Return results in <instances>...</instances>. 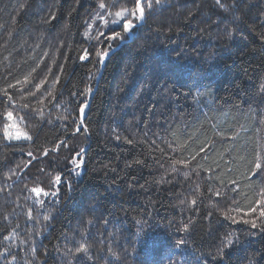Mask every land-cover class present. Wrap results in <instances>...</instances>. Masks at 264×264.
I'll use <instances>...</instances> for the list:
<instances>
[{"label": "trees", "instance_id": "trees-1", "mask_svg": "<svg viewBox=\"0 0 264 264\" xmlns=\"http://www.w3.org/2000/svg\"><path fill=\"white\" fill-rule=\"evenodd\" d=\"M100 2L0 0V264H264V0Z\"/></svg>", "mask_w": 264, "mask_h": 264}, {"label": "snow or ice", "instance_id": "snow-or-ice-1", "mask_svg": "<svg viewBox=\"0 0 264 264\" xmlns=\"http://www.w3.org/2000/svg\"><path fill=\"white\" fill-rule=\"evenodd\" d=\"M133 4L132 7H127L121 4L117 10L115 11H110L107 9L110 8H116V3L112 4H106L104 2L99 3V9L100 10H106L104 14H98V18L102 21H104L105 25L109 23L107 17H112L111 24L118 26L120 28L119 31L109 29V34L106 36V39L109 41L117 40L119 39L121 43H124L125 40L129 37L134 35L135 29L138 27L139 23H142L145 20V2L144 0H129ZM157 5H160L162 0H155ZM217 4L220 3V0H216ZM147 7L150 9L152 7L151 2L147 4ZM122 33L124 35H122ZM100 36H105L104 32L100 33ZM109 49H111V45H109ZM96 55L99 57V63L103 64L105 59L107 58L108 55H110V51H97ZM81 61H84L88 58V53L85 51L83 55L80 57ZM35 71V69H33ZM25 83H28V77H25ZM55 82H59V77L55 78ZM21 83L19 80L17 81V84ZM43 83H39L35 85L36 92H40L41 88L43 87ZM16 88L15 84L9 83L7 88H0V94H2L3 97L7 98V103L8 104H14V98L13 96L9 93L8 89H14ZM36 92L31 91L30 89L28 90V95L29 96H35ZM43 95V93H41ZM49 96H51V93H48ZM3 101H0L2 103ZM40 103H43V100L40 101ZM24 109H29L30 105L25 103L21 105ZM86 105H83L80 107V113H81V123H83V114L85 111ZM33 111H36V109H33ZM3 119L5 120V123L3 124L2 127V133H3V138L8 141H20V140H31L32 137L29 135V133L25 130H23L18 123L19 120H23L25 117L20 116L17 118V116L14 114L13 110L6 109L2 114ZM81 129L77 127V132H79ZM84 131H87L85 128ZM204 149L201 148V151ZM47 153H45L46 155ZM31 155V153H29ZM76 155H79V153H76ZM192 159H195V156L192 157ZM177 163H184V161H178ZM76 167L79 169L81 167L80 163H76ZM253 167L256 170L264 171V163H261L259 160V157L253 162ZM254 175L256 173H253ZM57 181L61 180L60 176L56 177ZM235 183V182H233ZM32 191L37 195L40 196L41 193L43 192V189L41 188H33ZM45 196L48 195V193H44ZM214 195L220 196L221 193L219 191H215ZM195 203V200L192 201ZM257 207L260 209V216L264 217V200H257L255 201V206L251 207L249 209V213H254L257 210ZM229 219H232L233 222L235 221L234 217H228ZM47 219V217H45ZM244 223H251L252 227L255 228L257 227L256 220H243ZM184 241H177V245H182ZM75 252L77 254L79 253H87L88 252V245L87 244H80L76 249Z\"/></svg>", "mask_w": 264, "mask_h": 264}, {"label": "rangeland", "instance_id": "rangeland-1", "mask_svg": "<svg viewBox=\"0 0 264 264\" xmlns=\"http://www.w3.org/2000/svg\"><path fill=\"white\" fill-rule=\"evenodd\" d=\"M78 163H80V165L82 164V161H78Z\"/></svg>", "mask_w": 264, "mask_h": 264}]
</instances>
